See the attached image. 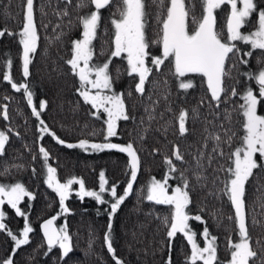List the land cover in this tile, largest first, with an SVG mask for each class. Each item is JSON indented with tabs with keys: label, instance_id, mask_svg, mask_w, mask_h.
<instances>
[{
	"label": "trees",
	"instance_id": "obj_1",
	"mask_svg": "<svg viewBox=\"0 0 264 264\" xmlns=\"http://www.w3.org/2000/svg\"><path fill=\"white\" fill-rule=\"evenodd\" d=\"M186 1L189 3L191 13L199 16L202 12L200 0ZM255 2L260 7H264V0H255ZM78 3L79 0H71V3H68V0H34V16L40 39L37 52L29 66L30 75L25 78L22 75V46L18 43L19 37L8 34L19 32L25 0H0V30L6 33L0 37V106L7 104L9 114L7 121L0 117V130L7 128L12 130L5 153L0 156V173L5 169L8 170L6 174L0 175V183L21 182L35 196V199L26 197L20 204L34 229L29 234L30 243L21 246L13 254L14 242L6 232L0 231V259L13 254L14 264H115L104 242L110 204H99L92 197H84L81 200L76 195L78 184L73 185L74 190L66 200L70 212L60 215L56 221L59 227L67 224L72 237L73 250L63 259H60L61 250L58 246L51 252L48 251L40 230V222L61 210L57 194L44 182L46 168L38 149L43 146L49 151L48 162L57 168V178L61 182L75 176L84 180L87 189L98 191L99 173L104 171L109 185L119 184L117 191L120 194L129 178L127 155L118 150L85 152L79 148H68L48 135L40 139L38 120L32 115V108L27 103L23 89L17 92L2 78L5 71H10L14 82L28 84L37 107L41 100L47 101L46 108L41 112V118L67 143H77L80 139L104 142L106 114L99 119L93 115L95 110L85 104L76 91L79 87L78 78L71 73L65 63L70 58L71 41L81 38L82 27L78 26L77 17L94 7L89 5L86 8H77ZM145 4L148 13L146 35L150 40H154L158 32L157 4L154 0H145ZM65 9L69 15H60ZM219 13L218 9L217 23L226 34L225 20L221 19ZM254 17L255 14L249 18V21ZM236 43L240 52L230 54L227 67L231 75L225 78V86L229 89L236 87L240 94L229 95L219 108L215 106V102L210 101L206 82L199 74H188L183 78L185 81H192V88L187 90L179 88L180 78L174 75L173 66L169 61H165L159 71L154 69L145 84V91H151L148 97H151L152 103L147 102L137 92L131 91L133 89L128 88L127 84L118 81L121 65L119 62L116 63L115 59L111 62V64L116 63L111 69L113 82L116 86L120 85V90L123 89L130 117L117 123L118 135L112 137L111 142L118 144L133 142L141 159L134 191L112 218L113 248L124 264H165L168 249L162 218L170 216L171 209L167 205H157L144 199L142 189L151 177L163 179L168 172L164 156H171L174 145L179 147L184 160L176 161L173 158V161L180 171L188 170L187 174L191 180L190 213L201 215L206 222L205 225L191 220L190 226L197 234L207 226L210 234L217 237V264H225L230 258L228 242L229 239L233 242L238 241L237 226L234 220L228 219L229 216H234V208L227 197L219 192L223 186L221 181L224 179V173L216 171L221 166L227 167L229 161L226 155L220 157L212 153L213 141L209 140L207 147L204 144L209 133L217 132L224 138L225 130H228L229 134L236 133L232 145L234 149L239 137L243 135L242 115L239 112V105L243 103V92L249 86L255 90L258 88L255 81L245 73H255L259 69L261 65L258 60L262 58V52L251 50L250 46L243 42ZM94 44L96 49L103 48L104 53L101 55L100 51L95 57L100 61L104 60L109 54L104 49L111 44L108 32L99 31ZM249 50L253 52L251 57L244 55ZM150 52L152 55H160V46L152 45ZM8 59L12 60L10 70L5 67ZM241 59H247L248 63H241ZM129 91L131 94H136L129 96ZM126 94L129 97H126ZM258 107L264 113V101ZM182 109L188 110L189 114L186 122L188 132L183 136L178 132V115ZM225 111L231 113L230 123L225 119ZM149 115L153 119L150 120ZM154 149H159V152H154ZM232 149L226 144L223 146L225 154ZM201 151L205 153L202 163L207 179L197 183L191 173L196 167L194 157ZM209 153L214 156L210 166L207 162ZM34 156L36 159H33ZM172 177L169 180L170 191L181 182L179 172L173 173ZM103 197L111 202L107 192ZM2 210L6 214L3 222L8 228L14 233L22 231L24 218L17 216L9 205H4ZM245 214L251 237L250 244L257 252V257L252 258L249 264H262L264 261V167L255 169L253 177L246 183ZM253 219L256 223H253ZM257 241H260L259 245ZM171 255L173 264H188L186 257L190 255L189 244L182 234L178 233L174 238ZM197 264L202 262L198 261Z\"/></svg>",
	"mask_w": 264,
	"mask_h": 264
},
{
	"label": "snow or ice",
	"instance_id": "obj_2",
	"mask_svg": "<svg viewBox=\"0 0 264 264\" xmlns=\"http://www.w3.org/2000/svg\"><path fill=\"white\" fill-rule=\"evenodd\" d=\"M68 3H71V0H68ZM112 3L113 0H79L76 5L77 8H86L89 5L94 7L84 15L77 17L78 26L82 27L81 38L71 41L70 58L65 61L71 73L78 78L79 87L76 91L83 102L95 110L93 115L99 119L103 114H106L104 142L80 139L77 143H67L64 139L58 137L55 131L49 128L41 118V112L46 108L47 101L41 100L37 107L33 102V92L29 89L28 84L14 82L10 71H5L2 76L3 80L9 82L17 92L23 89L27 103L32 108V115L38 120L40 139H43L44 135H48L54 138L57 143L68 148H79L85 152L106 149L118 150L128 157L129 178L122 194H120L117 191L119 184L112 183L109 185L104 171L99 173L98 191L87 189L84 180L75 176L61 182L57 178V168L48 162L50 158L49 151L43 146L39 147L38 151L46 168L44 182L48 188L57 194L61 210L56 215L45 219L40 225L48 251L51 252L53 248L58 246L61 250L60 259H63L73 250L72 237L67 224L65 223L57 228L55 222L60 215L70 212V209L66 206V200L74 190L73 185L78 184L79 188L76 195L81 200L84 197H92L99 204H110L109 222L104 235V242L115 264H124V261L116 255L113 248L111 239L112 218L134 191V184L141 168V159L133 142L130 141L126 144L111 142V138L118 135L117 122L130 119L125 103V94L113 90V77L110 73L112 58L123 56L126 59L128 75L138 77L135 92L141 95L145 93V84L148 82L153 70L159 71L165 61L172 64L174 75L180 78L179 88L181 89L187 90L193 87L191 80L185 81L183 78L188 74H199L206 82L207 90L210 93V101L215 102V106L219 108L220 104L225 102L229 95L237 96L240 94L236 87L233 86L229 89L225 86V78L231 75V71L227 67L230 54L240 52L236 42H243L249 45L251 50H261L262 52V58L258 60L261 65L259 69L255 73H245L258 85V94L254 92L251 86L243 92V103L239 105V112L242 115L241 128L243 135L239 137L237 145L232 149L236 133L229 134L228 130H225L224 138L217 132L209 133L205 138L204 146L207 147L209 140L213 141L212 153H216L220 157L226 155L229 161L227 167L221 166L216 170L224 173V179L221 181L223 186L219 189V192L227 197L230 205L234 208V216H229L228 219L234 220L238 235L237 242L229 239L230 258L225 264H249L252 258L257 257V252L251 247V237L246 225V183L253 177L255 169L264 167V163H259L256 159L257 154H259L261 160H264V115L258 114L257 111L258 105L264 101V7H260L255 0H200L202 12L199 16H196L191 13L186 0H154V3L157 4L156 22L158 32L156 39L149 40L146 35L148 13L145 0H118L116 11L112 14L113 18L111 19L113 33L108 57L103 63H93L95 54L93 41L97 38L102 19L101 10ZM222 5L230 6V12L226 16V34L223 30H217V19L214 14L215 10L220 9ZM254 14L256 15V21L253 24V30L247 33L242 32L241 29L249 23V18ZM60 15L67 16L69 13L65 9ZM69 24L71 25V21H69ZM5 34L4 30H0V37ZM8 34L19 37L18 43L22 46V75L27 78L30 75L29 66L32 57L37 52L40 39L34 16V0H25L23 20L19 32ZM56 38L59 39V37ZM152 45L160 46V55H152L149 51ZM251 50L245 52L244 55L251 57L253 55ZM101 55H104V53L101 52ZM149 60L151 66H149ZM241 63L247 64L248 60L241 59ZM5 67L8 70L11 69V59L6 60ZM128 95L130 96L131 92ZM5 99L8 98L5 97ZM188 115L186 109L179 112L178 132L181 136L188 132L186 127ZM0 117L5 121L9 120L7 104L0 106ZM149 119L151 120L153 117L149 115ZM225 119L230 123L231 113L225 111ZM11 131L10 128L0 130V156L5 153ZM15 134L19 135V133ZM225 144L232 149L227 154L223 150ZM153 151L159 152V149ZM204 157L205 153L203 151L194 157L196 167L191 175L197 183L207 179L204 175V164L202 163ZM173 158L176 161L184 160L179 147L175 145L171 156H164V163L167 165L168 172L163 179L151 177L145 188L142 189L144 199L157 205H167L171 209L170 216L162 218V224L166 230V247L168 249L165 264H173L171 255L173 240L178 233L182 234L190 245V255L186 257L188 264H197L198 261L202 264H217V237L211 235L209 228L205 226L201 233L205 246L200 247L196 240L197 233L190 226L191 220L205 225L206 222L201 215L190 213L189 205L192 200L191 180L187 174L188 170L180 171L177 169ZM33 159H36V157L34 156ZM213 159L214 156L209 153L207 155L209 166ZM7 171L5 169L0 175L6 174ZM33 172H35V169H33ZM177 172H179L181 182L172 187L170 191L169 180L173 178L172 174ZM105 192L111 197V202L104 199L103 194ZM26 197L35 199L34 194L23 183H0V206L9 205L15 210L17 216L24 218L22 231L14 233L3 222L6 214L0 208V231L6 232L14 242L13 254L21 246L30 243L29 234L34 231L27 213L19 206ZM253 223H256L255 219H253ZM257 244L259 245L260 241H257ZM13 254L0 259V264H14ZM262 264H264V261H262Z\"/></svg>",
	"mask_w": 264,
	"mask_h": 264
},
{
	"label": "flooded vegetation",
	"instance_id": "obj_3",
	"mask_svg": "<svg viewBox=\"0 0 264 264\" xmlns=\"http://www.w3.org/2000/svg\"><path fill=\"white\" fill-rule=\"evenodd\" d=\"M186 3L189 5L188 1H186ZM224 6L225 5H222V7H224ZM116 7H117L116 0H113V3L110 6L106 7L103 10H101L102 19H101V22H100V26L98 28L97 35L99 34V31H103V32L106 31V32H108L109 36L112 38L113 29H112V26H111V23H110V17L116 11ZM215 13L217 15L216 10H215ZM111 19H112V17H111ZM247 25H245L242 29H245L247 27ZM94 41H93V45H94V53H95L94 54V57H95V55L98 54L100 51L103 52V48L96 49L95 48L96 47V44H94ZM104 50H106L107 53H109L110 46H108ZM149 51H151V47H150ZM113 59L121 60V62H120L121 69H120V72L118 74V81H121V83H124V84L125 83L128 84V82H129V84H130L129 85V88L130 89L132 88L133 90H135V84L138 82V77H135V75H133V76H129L128 75V71H127V61H126V59L123 56L122 57H113ZM93 63H96V61L93 60ZM114 64H116V63H114ZM149 64H151L150 63V60H149ZM112 68H113L112 67V64H110V73H111V75L113 74V71H111ZM116 68H118V67H116ZM119 87H120V85L119 86H116V83L113 82V90L115 92H117V93H120L121 92V90L119 89ZM254 92H258V88H256V90L254 89ZM257 111H258V114L264 115V113L261 112L260 107H258ZM256 159H257V161L259 163H264V160H261V158L259 157V154H257ZM3 207L4 206H0V208H3Z\"/></svg>",
	"mask_w": 264,
	"mask_h": 264
},
{
	"label": "rangeland",
	"instance_id": "obj_4",
	"mask_svg": "<svg viewBox=\"0 0 264 264\" xmlns=\"http://www.w3.org/2000/svg\"><path fill=\"white\" fill-rule=\"evenodd\" d=\"M193 2V1H192ZM116 3H118V0H116ZM193 4H195V2H193ZM190 5H192V3L190 4ZM192 7V6H191ZM216 12H217V10H216ZM219 15L221 16V19L224 21V23L226 24V16H227V14L230 12V6L229 5H225L224 7H222L221 6V8L219 9ZM215 14V16L216 17H218L217 15H216V13H214ZM194 15V14H193ZM198 16V15H197ZM220 16H219V18H220ZM110 17V16H109ZM111 17L113 18V15H111ZM111 17H110V23H111ZM255 21H256V17H254L251 21H249V23H248V25H247V27L245 28V29H241V31L242 32H244V33H247V32H249V31H252L253 30V24L255 23ZM112 26V25H111ZM249 27H252V28H249ZM217 30H222V28H221V26L220 25H218V23H217ZM149 40H150V38H149ZM107 57L108 56H106L105 58H104V60H102V61H100V59H98L97 57H94L93 58V60L94 61H96V63H103V62H105L106 61V59H107ZM116 60V59H115ZM112 61H113V58H112ZM120 63L121 62V60H116V63ZM112 65H114V64H112ZM149 66H151L150 64H149ZM125 84H127V83H125ZM129 82H128V84H127V86H128V88H129ZM148 87V86H147ZM145 89H146V87H145ZM130 90V89H129ZM123 91V89L121 90V92L120 93H124V92H122ZM131 91H135V90H131ZM130 92V91H129ZM136 93H132L131 95H135ZM138 95H140L142 98H144L147 102H150V103H152L151 102V97H148L149 95H151V91H145V93L143 94V95H141V94H139L138 93ZM126 97H129V96H127V94H126ZM149 112H151V114L153 113L152 111H149ZM52 216V215H51ZM47 218H50V217H47ZM47 218H45V219H47ZM44 220V219H43ZM42 220V221H43ZM41 223V222H40ZM55 225H56V222H55ZM57 227L59 228V226L57 225ZM202 233V232H201ZM201 233H199V234H197V236H196V240H197V242H198V244L200 245V247H204L205 246V242H204V238H203V236L201 235ZM189 251H190V245H189Z\"/></svg>",
	"mask_w": 264,
	"mask_h": 264
},
{
	"label": "water",
	"instance_id": "obj_5",
	"mask_svg": "<svg viewBox=\"0 0 264 264\" xmlns=\"http://www.w3.org/2000/svg\"><path fill=\"white\" fill-rule=\"evenodd\" d=\"M48 219V218H47ZM45 220V219H44ZM43 220V221H44ZM43 221H41V223H40V225L43 223ZM55 227H57V225H55ZM58 228V227H57ZM40 230H41V233H42V236H43V230H42V228L40 227ZM46 242V241H45Z\"/></svg>",
	"mask_w": 264,
	"mask_h": 264
}]
</instances>
